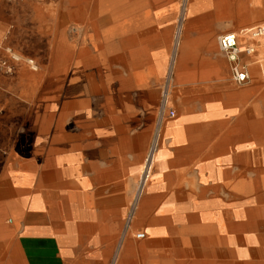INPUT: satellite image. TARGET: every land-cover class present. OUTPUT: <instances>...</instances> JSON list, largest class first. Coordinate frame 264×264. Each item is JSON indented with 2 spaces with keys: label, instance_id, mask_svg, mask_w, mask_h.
Listing matches in <instances>:
<instances>
[{
  "label": "crops",
  "instance_id": "crops-1",
  "mask_svg": "<svg viewBox=\"0 0 264 264\" xmlns=\"http://www.w3.org/2000/svg\"><path fill=\"white\" fill-rule=\"evenodd\" d=\"M180 7L0 0V264H264V173L226 220L216 199L232 160L264 167V37L238 35L244 84L218 44L264 24V0ZM171 73L176 115L131 213Z\"/></svg>",
  "mask_w": 264,
  "mask_h": 264
},
{
  "label": "built area",
  "instance_id": "built-area-1",
  "mask_svg": "<svg viewBox=\"0 0 264 264\" xmlns=\"http://www.w3.org/2000/svg\"><path fill=\"white\" fill-rule=\"evenodd\" d=\"M247 34L252 38H261L264 37V24H258L253 27H251ZM218 44L220 50L226 54L228 59L231 61V74L232 79L237 84H244L249 79V73L244 67V65L240 61V54L241 53H252L254 51V47L247 45L244 49L240 48L238 45V36L235 33H228L221 35L218 38ZM10 57L14 61H19L21 57L18 54L15 53H9ZM28 64L30 67L34 70L37 69L36 64L33 62V60H28ZM0 69H4L6 72H12V67L7 61V59L0 57ZM173 81V74L171 73L170 76L167 78V82L162 89L161 94V104H160V111H159V131H158V137L160 136V128L162 126V122L165 118H174L176 115V112L170 108L169 106V100H170V86ZM158 146V138L156 139V143H153V145L149 149V153L145 160L144 169L142 172V175L140 177V183H141V192L143 189L144 184L147 182L151 166L154 161V155L157 150ZM136 205L133 206L134 209L132 210V213L136 209ZM136 237L139 239H142L145 237V233L140 231L136 234Z\"/></svg>",
  "mask_w": 264,
  "mask_h": 264
},
{
  "label": "rangeland",
  "instance_id": "rangeland-1",
  "mask_svg": "<svg viewBox=\"0 0 264 264\" xmlns=\"http://www.w3.org/2000/svg\"><path fill=\"white\" fill-rule=\"evenodd\" d=\"M191 1L192 0H180V3H181L180 14L181 15H185L187 13V10H188V7H189ZM244 34H247V33H244ZM164 120L166 121V120H170V119L167 117ZM164 120H163V122H164ZM162 127L163 126H161V128H160V133H159L160 136L158 137L157 134H158V131H159V126L157 124V128H156V132H155L153 141H152V143L150 144V146L148 148L146 157H147V155L149 153L150 147L153 145V143H156V139L158 138V146H157V150H156L155 155H154V161H153V164L151 166L150 175H149V178H148L147 182L143 186L142 192H141V188H140L141 187L140 177H141L143 169H144L145 161H144V164H143V166L141 168L139 179L137 180V183L135 185L134 197H133L132 202H131V213H132V210L134 209L133 206H135V204H137L136 205V208H137L139 202H141V200L143 199V197H144V195L146 193V189H147L149 183L151 182L152 177H153V175H154V173L156 171V168H157V163L156 162H157V159H158L159 148H160V144H161V140H162V136H163V128ZM146 157H145V160H146ZM228 168H231V196L230 197L228 196L227 191L222 186L219 188L218 195L216 196L217 197L216 199L220 202V217H221V220H226L227 219V210H226L227 206L226 205L228 204V201L231 200V207H232V205L235 204V202L238 201V198L235 197L233 195V193H232V190L234 189V186L242 183L244 181V179L247 178V177H250L251 179L255 180V177L257 175H259L261 173H264V167H259V166H254V165H250V166L249 165H243L238 160H232L231 167H222L223 170H226ZM226 176H227V172H224V177H226ZM208 195H210V194L208 193ZM131 213L128 215L127 221L129 220L131 215H133ZM226 259H225V261H221V262H218V263L209 262V263H204V264H231V262L227 263Z\"/></svg>",
  "mask_w": 264,
  "mask_h": 264
},
{
  "label": "bare ground",
  "instance_id": "bare-ground-1",
  "mask_svg": "<svg viewBox=\"0 0 264 264\" xmlns=\"http://www.w3.org/2000/svg\"><path fill=\"white\" fill-rule=\"evenodd\" d=\"M150 22V21H149ZM251 27H248V28H245V29H243V30H241V31H239V32H235V34L238 36V35H243L244 33H247V31L250 29ZM140 40V39H139ZM138 40V41H139ZM239 45V44H238ZM239 47L240 48H242V49H244L245 47H246V45H239ZM244 186H246V185H244ZM240 190V189H239ZM245 191V190H244ZM129 249V248H128Z\"/></svg>",
  "mask_w": 264,
  "mask_h": 264
}]
</instances>
